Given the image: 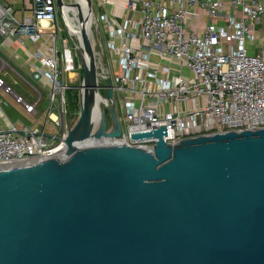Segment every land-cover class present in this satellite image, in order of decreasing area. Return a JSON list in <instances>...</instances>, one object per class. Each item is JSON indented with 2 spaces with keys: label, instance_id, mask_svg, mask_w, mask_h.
Masks as SVG:
<instances>
[{
  "label": "water",
  "instance_id": "95a60500",
  "mask_svg": "<svg viewBox=\"0 0 264 264\" xmlns=\"http://www.w3.org/2000/svg\"><path fill=\"white\" fill-rule=\"evenodd\" d=\"M79 42L82 94L65 154L0 169V264H264V129L170 146L161 127L130 134L157 138L152 151L96 146L121 127L114 105L110 129L99 110L85 27Z\"/></svg>",
  "mask_w": 264,
  "mask_h": 264
},
{
  "label": "built area",
  "instance_id": "2783aa9c",
  "mask_svg": "<svg viewBox=\"0 0 264 264\" xmlns=\"http://www.w3.org/2000/svg\"><path fill=\"white\" fill-rule=\"evenodd\" d=\"M107 1L99 0V7ZM31 2V17L25 20L0 2V38L35 46L30 79L48 86L47 106L39 113V87H31L34 98L28 100L0 72L4 95L31 118L12 122L0 100V169L63 156L75 122L65 92L79 80V36L77 45L62 36L55 0ZM125 10L119 21L99 15L107 37L99 47L112 63L97 74L98 107L106 113L117 102L122 118L118 138L94 145L152 151L157 138L131 140L130 134L161 127H167L163 141L170 146L214 133L264 129V0H127ZM109 87L112 101L101 94ZM77 89L80 97L82 88Z\"/></svg>",
  "mask_w": 264,
  "mask_h": 264
},
{
  "label": "crops",
  "instance_id": "0c3cea01",
  "mask_svg": "<svg viewBox=\"0 0 264 264\" xmlns=\"http://www.w3.org/2000/svg\"><path fill=\"white\" fill-rule=\"evenodd\" d=\"M98 6H99V0ZM127 0H108L107 3L104 4L103 8H100L102 13H107L108 15L115 17L119 21L121 18L126 16L125 4ZM3 4L11 5L14 9V15L19 20H25L31 17V0H0ZM82 4L85 6L86 11L89 16L90 26L94 24L95 20L93 17V11L91 13L90 4L87 0H82ZM67 8H70L69 11ZM65 13H67L70 18L67 19V26L69 27V32L71 35L78 37V29H79V21L77 20V15L73 8V5L67 6ZM72 14V15H71ZM91 29V28H90ZM106 29L103 27V31L100 29L97 30V35L101 37V33L104 35L105 41L106 37ZM24 45L22 46L17 38H0V72L1 77L5 80L6 84L11 88L12 86L6 81L4 78L8 76L7 71L10 69L19 76L20 80L27 86V91L24 94L13 90L28 100H32L34 98V93L31 89L32 86L39 87L42 91V101L48 93V86L44 83V81H40L37 83H33L30 79L32 73V65L35 63L32 58V53L34 52L35 46L28 41H24ZM98 45L103 46V43L100 40H97ZM11 66L15 67L18 71L13 69ZM75 77V74H70V78ZM4 95L3 91L0 89V96ZM2 97V96H1ZM10 97V96H9ZM12 99V97H10ZM1 100V99H0ZM2 101V100H1ZM13 101V99H12ZM42 103V102H41ZM39 107V106H38ZM40 113V112H39ZM42 113V112H41ZM30 117V116H29ZM24 121V120H23ZM31 122V118L29 119Z\"/></svg>",
  "mask_w": 264,
  "mask_h": 264
},
{
  "label": "rangeland",
  "instance_id": "374dc122",
  "mask_svg": "<svg viewBox=\"0 0 264 264\" xmlns=\"http://www.w3.org/2000/svg\"><path fill=\"white\" fill-rule=\"evenodd\" d=\"M63 1L66 4V6H71L75 2L74 0H63ZM90 8H91V13L93 11L94 19L98 18V21H97L98 24L95 21L94 24L91 25L92 43L94 45V52H95V54H97L96 55V65H97V74H98V73H101V71L103 69H109L112 61L110 60V57H109V54L107 53V51L105 52V54H103L98 43H97V40H100L103 43V45H105L104 35L102 33H101V35H102L101 37H99L97 35L98 29H100V31H103V24L99 19V15L102 12L99 13V11H101V10L98 6V1L97 0H91L90 1ZM67 9L69 11L71 10L70 8H67ZM74 10H75V8H74ZM75 13H76V11H75ZM60 23L64 29L62 36L65 39L69 40L70 44L72 42V43L77 45L78 42H77L76 36H69V34L66 32L64 21H63V18L61 15H60ZM67 28H68V30H70L69 27H67ZM77 54H78L77 66H79V69H77L76 72H78L79 80L76 81L75 83L71 84L70 88L68 90H66V92H65L67 107H68L70 114L73 116V118L75 120L74 124L76 123V121L78 119V115H79V91H78L77 87L80 86V84H81L82 72H83V61H82V57H81V52L77 51ZM11 67L13 69H15L16 71H18L15 67H13V66H11ZM7 74H8V76L5 77L6 75H4V78L6 79L7 82L9 80L8 83L12 86V88L15 91L24 94V92L28 90L27 86H25V84L20 80L19 76H17L14 71L9 69L7 71ZM101 94L103 96H106L107 91L102 90ZM1 96H0V99L2 101L6 102V104H7L6 106L3 107V111L12 122H15L16 120H21V121L24 120L23 122L29 123L30 117L22 110V108L19 105L15 104L14 101H12V99L9 96H7V95H1ZM46 106H47V102H46V98L44 96L42 103L38 107V111L41 113L42 111L45 110ZM115 111H116V116L118 117V119H121L122 118V112H121L120 105L117 102H116ZM106 119H107V123L109 125L110 124V117H109V114L107 111H106Z\"/></svg>",
  "mask_w": 264,
  "mask_h": 264
},
{
  "label": "bare ground",
  "instance_id": "6f19581e",
  "mask_svg": "<svg viewBox=\"0 0 264 264\" xmlns=\"http://www.w3.org/2000/svg\"><path fill=\"white\" fill-rule=\"evenodd\" d=\"M74 1L77 2L78 5H79L78 7H75V6H74L75 11H76V15H77V20L79 21L78 36H79V30H80V28H83V27L86 28V30L89 32V34H90V36H91L90 20H89V16H88V13H87V11H86V8H85V6L82 4V0H74ZM87 1H88V3L90 4V1H89V0H87ZM66 7H67V6H65V7L63 8L62 13H63V17H64L65 24H66V26H67V19H69L70 16H69L67 13H65ZM80 17H81V19H80ZM67 27H68V26H67ZM81 53H82V56H84V58H85V53H84L83 51H81ZM85 59H86V58H85ZM73 78H74V76H73ZM27 165H28V164H27Z\"/></svg>",
  "mask_w": 264,
  "mask_h": 264
},
{
  "label": "trees",
  "instance_id": "16d2710c",
  "mask_svg": "<svg viewBox=\"0 0 264 264\" xmlns=\"http://www.w3.org/2000/svg\"><path fill=\"white\" fill-rule=\"evenodd\" d=\"M73 8H74V5H73Z\"/></svg>",
  "mask_w": 264,
  "mask_h": 264
}]
</instances>
